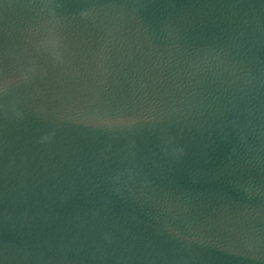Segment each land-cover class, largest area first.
<instances>
[{
	"label": "water",
	"instance_id": "obj_1",
	"mask_svg": "<svg viewBox=\"0 0 264 264\" xmlns=\"http://www.w3.org/2000/svg\"><path fill=\"white\" fill-rule=\"evenodd\" d=\"M0 264H264V0H0Z\"/></svg>",
	"mask_w": 264,
	"mask_h": 264
}]
</instances>
